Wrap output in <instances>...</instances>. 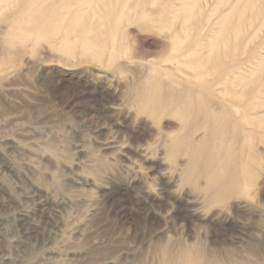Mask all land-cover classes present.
<instances>
[{
  "label": "rangeland",
  "instance_id": "1",
  "mask_svg": "<svg viewBox=\"0 0 264 264\" xmlns=\"http://www.w3.org/2000/svg\"><path fill=\"white\" fill-rule=\"evenodd\" d=\"M26 1L0 0V264H264V0L15 15ZM220 104L257 134L208 129ZM250 147L244 193L209 189L192 163Z\"/></svg>",
  "mask_w": 264,
  "mask_h": 264
},
{
  "label": "bare ground",
  "instance_id": "2",
  "mask_svg": "<svg viewBox=\"0 0 264 264\" xmlns=\"http://www.w3.org/2000/svg\"><path fill=\"white\" fill-rule=\"evenodd\" d=\"M50 1H52V0H28V2L26 1L25 2V4L22 6V7H20V9H19V11H17V13H15V15H22V13L23 14H27V15H33V14H43V13H45L46 12V10H45V12L42 10V9H40V8H38L39 7V5L41 4V3H43V4H45L46 2H50ZM40 3V4H39ZM51 3V2H50ZM58 7V6H57ZM50 11H52V10H50ZM48 14H50V13H48ZM39 18V17H38ZM45 21V20H44ZM16 21L14 22V20H13V22L11 23V26H12V24L13 25H16ZM37 23V22H36ZM224 26V25H223ZM14 28H16V26L15 27H13L12 29H14ZM48 28V27H47ZM11 29V30H12ZM7 31V30H6ZM19 31V30H18ZM20 32V31H19ZM235 32V31H234ZM7 38V37H6ZM220 66V65H219ZM149 80V79H148ZM150 81V80H149ZM147 82V81H146ZM146 82H144L145 84H147ZM149 83V82H148ZM152 84V83H151ZM145 86H147V85H145ZM148 86H149V84H148ZM152 87V86H151ZM146 88H150V87H146ZM151 91H149V93H150ZM193 92V91H192ZM191 93V92H190ZM259 94V93H258ZM149 96V95H148ZM179 97V96H178ZM200 98V97H199ZM185 99V98H184ZM200 100V99H199ZM204 100H206V99H204ZM189 101V100H188ZM187 100L186 101H184V104H186L187 105V102H188ZM212 101V100H211ZM237 101V100H236ZM205 102H210V100H206ZM228 102V101H227ZM202 103H203V101H202ZM237 103V102H236ZM181 104H182V102H181ZM199 104V103H198ZM249 106V105H248ZM181 107H182V105H181ZM250 107V106H249ZM248 107V108H249ZM193 108V107H192ZM259 108H261V105H258V104H256V106H253L252 107V109H254V110H256V109H259ZM182 109V108H181ZM208 109V108H207ZM216 109H219L218 111L216 110ZM250 110V109H249ZM250 111H253V110H250ZM179 113V112H178ZM201 113V112H200ZM223 113H226V117L224 118L223 116ZM254 113V112H253ZM190 114V113H189ZM203 114V113H202ZM205 114V113H204ZM243 114V113H242ZM188 115V114H187ZM196 114H195V112H194V116H195ZM258 115V114H257ZM181 116V115H180ZM183 116V115H182ZM186 116V115H185ZM185 116H183V117H185ZM191 116V115H190ZM204 116H206L207 118H211V119H214V120H216V124L214 123H212L211 125H209V126H207V128L208 129H210V130H215V131H218V132H223V130L224 129H227L226 127H229V128H231V129H234V135H236V136H241L242 134H243V140H245L246 139V136H252L253 134L254 135H256L257 133H256V131H258V130H256V131H247V130H244L242 127H241V125H239V123H237L236 121H234L233 119H231V116L229 115V113H227V107L226 106H224V105H219L218 107H215V108H213V111H207V113L204 115ZM203 116V117H204ZM200 117V116H199ZM206 117H204V118H206ZM181 119H182V117H180ZM254 118V117H253ZM192 119V118H191ZM195 119V118H194ZM203 119V118H202ZM202 119H200V120H202ZM245 120V119H244ZM248 120V119H247ZM186 121V120H185ZM203 121V120H202ZM201 121V122H202ZM213 122V121H212ZM203 123H204V121H203ZM191 124V123H190ZM189 124V125H190ZM247 124H248V122H247ZM185 125V124H184ZM187 125V124H186ZM204 126V125H203ZM247 126V125H246ZM181 127H182V125H181ZM185 127V126H184ZM188 127V126H187ZM189 127H191V125L189 126ZM205 127V126H204ZM203 127V128H204ZM186 128V127H185ZM189 129V128H188ZM205 129V128H204ZM207 129V130H208ZM186 130V129H185ZM202 131H204L203 129H202ZM202 131H200V132H202ZM206 131V130H205ZM204 131V132H205ZM185 133V132H184ZM203 134V133H202ZM180 135V134H179ZM204 135V134H203ZM208 135V134H207ZM213 136V135H212ZM220 136V135H219ZM254 137V136H253ZM188 138V137H187ZM203 138H206V137H204L203 136ZM203 138H201L202 140H204ZM237 138V137H236ZM220 139V138H219ZM235 139V138H234ZM206 140V139H205ZM209 140V139H208ZM183 141V140H182ZM235 142H236V139L234 140ZM202 142V141H201ZM225 142V141H224ZM205 143V142H204ZM211 144V143H210ZM228 144V143H227ZM236 144V143H235ZM234 143H233V148H235L234 147V145H235ZM229 145V144H228ZM250 145V144H249ZM213 146V145H212ZM211 146V147H212ZM224 146H227L226 145V142H225V145ZM224 146H222V147H224ZM240 146V145H239ZM245 146V141H244V144H241V147H240V153H242V149H243V147ZM193 147V146H192ZM247 146H245V148H246ZM200 148V147H199ZM206 148V147H205ZM231 148V147H230ZM229 148V149H230ZM233 148H231V149H233ZM249 148V147H248ZM177 150V149H176ZM206 150V149H205ZM234 150V149H233ZM212 151H213V149H212ZM216 151V150H215ZM222 151V150H221ZM225 151V150H224ZM228 151V150H227ZM243 151H244V149H243ZM247 151V150H246ZM249 151V152H248ZM247 151V156L245 157L244 155V157H242V155H239L237 158H236V160L235 161H231V162H229L230 160H233V158L230 156V158H232V159H229L228 160V158L227 159H221V155L219 154L218 156L216 155V154H212V153H206L207 155L206 156H204L203 155V153H199V151H195V152H193L192 154H191V156H192V163H193V166L195 167V168H198L199 169V166H201V163H203V162H205L207 165H208V167L210 168L208 171L209 172H205L206 174H207V176L209 177V179L211 180V183L209 184V183H207V184H209V186L207 185V187H209V189H215V190H219V191H221V192H223V193H225V194H229V196L231 195V194H234V193H244L245 192V188L244 189H240V184H245L246 186H248L249 185V181H248V178H249V176H252L253 174H254V170H252L253 168H252V166H253V164L255 165L256 163V161H257V159L259 158V155L257 154V152L255 151V149H254V147H253V149H252V147H250V150H248ZM188 152L190 153V151L188 150ZM245 152V151H244ZM244 152H243V154H244ZM187 153V152H186ZM223 153V152H222ZM221 153V154H222ZM225 153V152H224ZM227 153V152H226ZM225 153V154H226ZM187 155V154H186ZM224 156V155H223ZM228 155H226V157H227ZM225 157V158H226ZM215 161V162H218L219 164H218V166H222L220 169L219 168H214V169H212L211 167L212 166H210L211 165V162L212 161ZM188 161V160H187ZM190 161V160H189ZM255 161V162H254ZM188 164H190V163H188ZM187 165V164H186ZM217 165V164H216ZM188 166V165H187ZM195 168H194V170H195ZM190 169H192V167L190 168ZM198 169H197V171H198ZM229 169H230V172H229ZM187 170H188V168H186V172H187ZM194 170H192V171H194ZM200 170V169H199ZM188 172H190L189 170H188ZM187 172V173H188ZM195 172V171H194ZM200 173H202V172H200ZM192 174H193V172H192ZM183 176H184V174H183ZM200 176V175H199ZM257 176V175H256ZM185 177V176H184ZM183 177V179H185ZM188 177V176H187ZM191 177V176H190ZM209 182V181H208ZM206 187V188H207ZM249 187V186H248ZM207 190V191H209L210 192V190ZM208 192V193H209ZM212 192V191H211ZM210 192V193H211ZM217 193H219L218 191H217ZM216 193V194H217ZM215 194V195H216ZM226 195V196H227ZM209 196H212V195H209ZM208 196V197H209ZM238 196V195H237ZM219 197H221V198H223V196H219ZM215 198V197H214ZM229 198V197H228ZM211 199H213V198H211ZM220 199V198H219ZM210 201H212V200H210ZM216 201H218V200H216ZM215 202V201H214ZM219 202V201H218ZM222 202V201H221ZM197 254L199 255V256H195L196 255V253L194 254V256L192 255L191 256V253L189 252V251H187L185 254H183L182 255V259H181V263L180 264H203V258L201 257L202 256V253L201 252H197ZM205 262V261H204ZM205 264V263H204ZM211 264V263H210ZM213 264H219V263H217V262H215V263H213ZM235 264H247V263H245L244 261H236V263Z\"/></svg>",
  "mask_w": 264,
  "mask_h": 264
}]
</instances>
